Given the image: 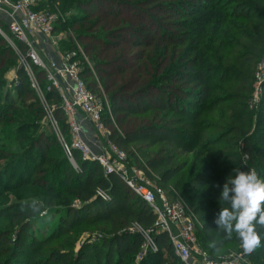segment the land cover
<instances>
[{
  "label": "trees",
  "instance_id": "1",
  "mask_svg": "<svg viewBox=\"0 0 264 264\" xmlns=\"http://www.w3.org/2000/svg\"><path fill=\"white\" fill-rule=\"evenodd\" d=\"M48 2L68 12L80 13L64 23L77 36L100 27V34L92 35L99 45L84 46V53L93 63L101 89L110 102L112 120L106 117L104 124L111 128L118 121L119 131L110 134V141L164 194L174 178L186 170L191 156L197 158V174L188 177L187 183L200 182L208 189L199 199L193 196L196 203L192 209L195 215L204 213L210 218L202 226L203 238L198 244L211 258L222 255L226 246H240L235 232L224 233L213 220L219 208L226 206L219 199L226 178L235 174L234 169L246 171L241 163L243 155L247 156V165L264 179V97L255 111L254 121V112L248 104L257 65L264 58V0ZM237 3L254 13L235 15L229 8ZM117 8H123L127 15ZM0 29L7 32L2 21ZM60 44L62 47L63 43ZM61 47V51H67ZM15 61L11 48L0 35V67L4 63L14 65ZM80 75L82 79L85 76L82 71ZM39 81L43 86L41 77ZM83 81L95 92V82ZM13 90L16 99L34 98L35 102L22 103L24 111H31L36 105L41 107L20 68L15 73ZM54 98L57 102V96ZM14 104L8 95L4 106L17 111ZM55 114L67 135L62 114L59 111ZM32 116V121L27 119L10 135L20 142L14 147L15 152L42 145L39 114ZM10 122L17 123L16 118ZM48 133L57 143L54 135ZM57 145L59 151L49 150V153H56L60 161L46 157L39 163V167L49 166L46 174L50 182L44 191L50 197L49 206L56 209L55 225L47 237H36L31 223L42 220L38 219L40 216L30 219L17 230L8 248L0 249V258L9 256L5 264H124L125 258L138 252L141 243L139 236L130 235L128 230L137 226L150 231L154 215L116 175H105L97 163L82 162L77 153L73 155L77 165L74 169ZM1 154H4L2 150ZM9 156L10 153L4 155L8 162L12 159ZM60 170L69 172L70 189H54L56 173ZM42 180L39 182L47 181ZM34 184L36 180L32 183L28 179L21 183L30 189L35 188ZM179 188L177 185L175 189L183 196L195 191V185ZM98 191L106 193L109 200L99 198ZM69 196L81 204L80 209L71 207ZM39 205L35 202L32 208ZM71 214L73 221L69 220ZM97 223H102L110 234L107 244L95 243L86 247L91 253L83 252L79 258L72 256L71 239L88 232L87 228ZM257 231L264 235V227L257 226ZM150 235L156 244L153 257L156 261L146 259L144 264L167 263L164 248H169L173 256L169 264H181L165 234L152 231ZM263 246L264 240L259 248ZM259 254L264 256V249Z\"/></svg>",
  "mask_w": 264,
  "mask_h": 264
},
{
  "label": "built area",
  "instance_id": "2",
  "mask_svg": "<svg viewBox=\"0 0 264 264\" xmlns=\"http://www.w3.org/2000/svg\"><path fill=\"white\" fill-rule=\"evenodd\" d=\"M40 4L41 0H0V21L7 26V33L0 30V35L11 48L45 113L44 126L54 135L70 165L77 169L74 153L82 162L97 163L105 175H116L150 209L155 217L151 230L136 227L145 238L146 249L156 252V244L149 236L153 231L166 235L173 255L181 264H247L244 253L211 258L198 244L195 225L184 215L182 205L169 200L150 184L143 171L132 165L127 154L110 141L104 119L112 120V116L110 108L106 110L102 103L105 97L101 99L87 88L71 55L58 52L60 43L54 36L58 19L39 9ZM57 111L65 120L67 135L60 127ZM78 116L100 135L102 150L98 153L85 141ZM97 196L109 200L104 192L98 191Z\"/></svg>",
  "mask_w": 264,
  "mask_h": 264
},
{
  "label": "rangeland",
  "instance_id": "3",
  "mask_svg": "<svg viewBox=\"0 0 264 264\" xmlns=\"http://www.w3.org/2000/svg\"><path fill=\"white\" fill-rule=\"evenodd\" d=\"M94 5L96 3H93ZM92 4V5H93ZM42 7V8H41ZM41 10L55 15L58 19V23L56 24V32L54 34L55 37H57L59 43H63L61 49L67 50L66 52L58 50L59 53L69 54L71 55L79 68L81 69L82 73H84L85 76H83V79L87 81V83H96L95 87V94L102 99V97H105V100L102 99V103L104 105V108L107 110V107L110 108V102L107 98V95L104 93V91L101 89V84L99 80V76L96 73L93 63H91L88 56L84 53V46L92 43L91 45H99L98 42L92 40V35H97V33L100 32L99 28H94L89 32H85L86 34L82 37L77 36L76 33L73 32V28L69 27L68 24L64 25V23H67L69 19L72 18V16L79 17L80 13L71 11L68 12L66 10H63L60 5L52 6L48 0H41L40 5ZM231 12L235 13V15H246L254 12H249L248 9H243L241 6L237 3L233 6H230L229 8ZM120 12L124 11L123 8H120ZM127 11V10H126ZM123 15H127L126 12H122ZM2 33L6 34L7 32L4 29H0ZM100 34V33H99ZM98 37V36H97ZM91 38V39H90ZM61 45V44H60ZM60 49V48H59ZM17 60V59H16ZM5 65L3 67H0V150L3 151L4 154L0 155V249L8 248L10 245L9 241L13 238L14 234L17 232L21 226L28 222L32 218H39L42 220V222H39V220L33 221L31 224L34 236H41V237H47L52 229V227L55 225L57 218L54 217L56 214V209L49 206L50 197H46V192L44 191L49 186L48 181L50 182V178L47 172L48 165L39 167V163L43 158L49 157V159H58L57 154L55 153L50 154L49 150L59 151V147H57V143L55 140L50 137V134L48 131L44 128V118L45 113H42V109H40L37 105L32 108L31 111H24L22 103L24 101L26 102H35L34 98L32 96L30 97H23L16 99L15 93L13 90V80L15 78L16 70L19 68L17 61H15V64H8L4 63ZM264 58L259 62L256 68V73L254 75V84H253V92L251 94V99L248 101V104L250 105L251 112H254L253 115V121L255 119V111L261 102V99L264 97ZM87 75V76H86ZM8 95L14 99V106L17 108L18 113H16L15 108H7L5 105V98L8 97ZM35 95V93H34ZM36 97V95H35ZM5 107V108H4ZM19 108V110H18ZM32 113L37 115L39 114V131L42 136V145H37L32 150H23L19 152H15L14 147L20 144L19 141L15 140L14 138H11L10 135L14 132V130L17 128V126L27 122L29 119L32 121L34 117L32 116ZM22 114V116H20ZM26 117H23V116ZM4 117V118H3ZM16 118L17 123H11L10 121L12 119ZM116 121V120H115ZM115 131H119L118 127V121L117 123L113 124V126L107 127L105 126V132L106 134H111ZM83 136L87 144L91 147L92 151L94 153H98L102 150L101 147V137L100 135L91 127L89 123H86L85 130L83 129ZM47 147V150L45 149ZM26 149V146L24 147ZM9 151L10 156L12 155L11 161L8 162L5 160L4 155H7L9 153H6ZM63 151V150H62ZM64 152V151H63ZM65 155V154H64ZM129 159V157H128ZM247 156L243 155V159L241 161L242 164L246 167V171L248 170H254L252 167L247 165ZM60 161V160H59ZM130 163L134 166L136 164H133L131 160L129 159ZM195 163H197V158L194 159L193 156H191L189 165L186 168L185 171H183L181 174L177 175L174 180L169 184L168 189H166L165 195L166 197L171 201H177L179 204L182 205L184 209V215L189 218L195 225V230L197 233V240L199 243L202 242V226L203 224L208 221L210 218L208 214H201V215H195L192 209V205L196 203L195 201H192L193 196L197 197L196 199H199L200 196H204L205 194H201L203 192H207V186H204L203 184L195 183L191 184L190 182L187 183L188 177L191 175L195 176L197 174V170H195ZM192 171V173H191ZM255 171V170H254ZM191 173V174H190ZM69 172L63 173L62 170L56 173V181L57 183L54 186L55 190H63V189H70L72 186V178L69 176ZM49 179H48V178ZM26 179L30 180L32 183L34 180H36L35 188L30 189L28 187H22L21 183L24 182ZM41 179H46L45 182H39ZM42 180V181H43ZM183 180V182H181ZM148 182L152 185L155 183L148 179ZM154 183V184H153ZM179 185V189L182 190L184 188H191L193 185H195V191L193 194L188 196L187 193L185 196L181 195V191H176V187ZM155 186V185H154ZM189 191V190H187ZM200 195V196H199ZM69 200L71 201V207L74 209H80L81 204L71 198L69 196ZM201 201H205L202 199ZM36 203H39V207L32 208V205ZM92 213V210L89 212ZM88 214V215H90ZM87 215V214H86ZM53 217V218H51ZM89 217V216H88ZM93 217V216H91ZM70 221L74 220L73 214L69 217ZM43 225V226H41ZM137 226H132L131 229H129L130 235H138L140 240V247L138 249V252L133 255L129 256L125 259H127L124 264H144L145 260L148 259V262L156 261L154 257L155 252L151 249L145 248V238L136 230ZM138 228V227H137ZM31 231V230H30ZM88 232H85L79 236H76V238H72L71 242H74V247L72 250L69 251L72 256H75L77 258L82 255V253H91L89 248L86 247L93 245L95 243H102L104 245L107 244L109 241L110 234L107 230H105V226L102 223H97L91 227L87 228ZM27 233V232H26ZM33 236V237H34ZM150 238H152V235H149ZM56 245V244H53ZM53 245L51 247H53ZM50 247V248H51ZM56 249V246L53 247ZM106 250V247L104 248ZM264 246L262 248H255L253 252L248 253L245 252L240 246L230 245L223 248L222 255H218L215 257L218 258H224L229 257L231 255L244 253L245 258L247 261V264H264V256H261L259 254V251L261 253L263 252ZM163 257L166 259L167 263L169 264L171 259L173 258L172 253L169 248L163 249ZM9 256L3 255L2 258H0V264L7 263ZM113 259V257H112ZM117 263V262H116ZM149 264V263H148Z\"/></svg>",
  "mask_w": 264,
  "mask_h": 264
},
{
  "label": "clouds",
  "instance_id": "4",
  "mask_svg": "<svg viewBox=\"0 0 264 264\" xmlns=\"http://www.w3.org/2000/svg\"><path fill=\"white\" fill-rule=\"evenodd\" d=\"M219 192L226 206L219 208L213 223L224 233H236L240 247L248 253L259 247L264 235L257 226L264 227V179L254 170L234 169Z\"/></svg>",
  "mask_w": 264,
  "mask_h": 264
},
{
  "label": "crops",
  "instance_id": "5",
  "mask_svg": "<svg viewBox=\"0 0 264 264\" xmlns=\"http://www.w3.org/2000/svg\"><path fill=\"white\" fill-rule=\"evenodd\" d=\"M77 120H78V122H80L82 128L85 130L86 123H85V121H83L82 117L78 116Z\"/></svg>",
  "mask_w": 264,
  "mask_h": 264
},
{
  "label": "water",
  "instance_id": "6",
  "mask_svg": "<svg viewBox=\"0 0 264 264\" xmlns=\"http://www.w3.org/2000/svg\"><path fill=\"white\" fill-rule=\"evenodd\" d=\"M20 68V67H19Z\"/></svg>",
  "mask_w": 264,
  "mask_h": 264
}]
</instances>
